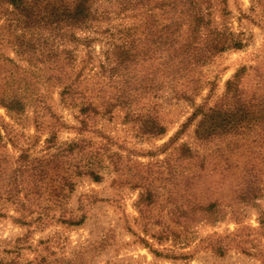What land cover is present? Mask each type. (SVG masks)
<instances>
[{
  "label": "rangeland",
  "instance_id": "374dc122",
  "mask_svg": "<svg viewBox=\"0 0 264 264\" xmlns=\"http://www.w3.org/2000/svg\"><path fill=\"white\" fill-rule=\"evenodd\" d=\"M161 3L167 5L168 0H150L120 12V0L100 1L95 8L110 12L109 17L98 23L97 29L79 35L82 40L91 39L87 46L68 43L76 61L66 65L63 74L49 63L28 62L0 41V95L19 93L26 86L34 91L26 98L22 114L0 105V161L10 174L21 166L27 173L38 165L48 166L45 171H49L47 179L37 183L30 216L8 200L12 182L2 186L0 261L37 264L45 258L61 264H264V131L201 141L195 136V121L176 143L167 146L197 107L213 106L222 98L227 81L241 68H248L243 84L247 92L264 97V0H213L214 23L240 36L245 46L193 67L189 76L181 79L163 71L161 64L167 54L156 50V32L169 23V8H160ZM4 11L0 12V38L5 35L7 39ZM115 47L119 53L132 48L138 107L157 106L167 125L165 136H139L138 125L126 121L122 109H116L112 117L92 116L87 131H81L84 117L80 108L63 103V84L77 75L83 91H97L102 86L110 95L126 88L122 73L115 83L101 68L118 63V55L110 56V63L107 59ZM156 52L161 59H155ZM156 71L157 92L143 93L141 87L151 85ZM51 77L55 79L49 81ZM198 81L203 90L194 101L178 98V93L192 91ZM104 137L112 140V146L100 170L103 180L76 176L73 167L78 162L68 154L62 157L64 150L85 139L86 146L98 153L111 141ZM53 140L54 146L47 143ZM182 145L193 152L191 161L181 158ZM109 154L121 158L119 170L106 159ZM195 175L192 182L187 181ZM69 176L73 177L72 192H65L64 204H53L61 178ZM251 190L253 195L247 197ZM149 191L154 199L146 206L144 198ZM210 205L214 206L211 210ZM40 213L75 220L85 215L86 220L75 227L57 220L30 226L18 221L26 217L29 221Z\"/></svg>",
  "mask_w": 264,
  "mask_h": 264
},
{
  "label": "trees",
  "instance_id": "16d2710c",
  "mask_svg": "<svg viewBox=\"0 0 264 264\" xmlns=\"http://www.w3.org/2000/svg\"><path fill=\"white\" fill-rule=\"evenodd\" d=\"M100 1L102 0H0V12L3 13V8L8 7V10L4 11L7 18H5L6 25L3 29L6 28L9 32L8 38L6 39V36L2 35L3 38H0V41L12 47L18 55H23L28 62L32 64L49 63L54 66V71L63 74L65 66L74 65L76 61L75 52L67 49L68 43L77 46L83 42L87 46V42L90 44L91 39L82 40L79 35L97 29L98 23L109 17L110 12H100L95 8ZM146 2L150 3V0H120V12H125L129 8L133 9L141 4L145 5ZM165 4L161 3L160 8L161 6L169 8L166 12L169 16V23L156 32V35L159 34V36L156 38L155 45L157 51H162L160 54L164 52L167 54L161 65H163V71L167 72L170 77L185 78L189 76L193 67H202L218 55L244 48L245 44L240 36L229 30H221L214 23L213 0H168L167 5ZM117 50L118 48L115 47L107 59L110 63V56L113 55L116 58L118 55V63L113 68H110V65H103L101 68L109 81L115 83L118 74L122 73L126 88L121 87L115 94L110 95H106L102 86L97 91H83L81 76L77 75L72 81L65 79L67 83L63 84L61 92L63 103L80 108V114L84 117L81 121V131H87V121L92 116L112 117L116 109H122L126 111L125 120L138 125L139 136L145 138L165 136L167 125L159 117L157 106H145L143 109L138 107L139 100L134 95L137 90L133 85L135 79L133 66L136 58L132 53V48L129 47L121 53H119L120 49ZM157 58L161 59L159 53L155 59ZM247 71L248 68L243 67L232 79L227 81L224 95L213 106L205 104L197 107L182 125L181 130L170 139L167 146L176 143L195 121H197L195 136L201 141L264 131V97L250 95L244 88ZM157 74L156 71L150 86L141 87L143 93L146 91L157 92L155 86ZM60 78L58 80L64 82V79ZM54 79L55 77H51L49 81ZM202 88L199 81L194 82V89L192 91L184 89L178 93V98L186 102L194 101L195 97L203 90ZM33 94L34 91L30 86L21 88V92L16 94L1 93L0 105L7 111L19 115L26 110V98ZM95 99L99 101L97 102ZM104 138L107 141L111 140L109 137ZM54 141H47V143ZM2 142L3 135L0 129V147ZM85 142V139L72 142L61 156L65 158L64 154L71 155L78 162L73 167L76 170V176H88L95 182H101L103 177L100 170L104 168V159L112 146V140L100 147L98 153L92 152L90 145L86 146ZM179 151L184 160L191 161L194 158L191 149L185 145H182ZM106 159L110 160L115 169L119 170L122 167V161L118 155L109 154ZM47 167L38 165L32 169L31 173H27L22 171L21 166L10 174L0 161V192L5 182H12L7 191L8 200L18 211L28 212L30 216L33 214L32 208L36 202L33 195L38 187L37 183L48 177L49 171H45ZM195 178L196 175L186 179L192 182ZM72 179L73 177L70 176L66 179L61 178L58 194L54 195L53 204L65 203V192L69 190L71 193L73 190ZM252 195L253 191L251 190L247 197ZM153 199V192H147L144 204L149 206L153 203ZM213 207L210 205L208 209L211 210ZM27 218L18 221L22 225L30 226L57 220L58 223L75 227L82 225L86 220L85 215L75 220L66 217L56 219V217H50L45 213H40L38 217L31 218L29 221ZM38 261L37 264H61L59 261L49 262L45 258ZM14 263L0 261V264Z\"/></svg>",
  "mask_w": 264,
  "mask_h": 264
}]
</instances>
